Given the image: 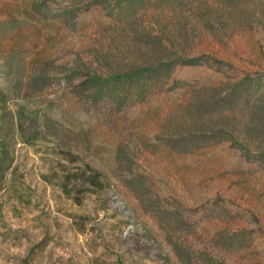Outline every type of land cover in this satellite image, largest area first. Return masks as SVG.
Instances as JSON below:
<instances>
[{
	"label": "rangeland",
	"instance_id": "obj_1",
	"mask_svg": "<svg viewBox=\"0 0 264 264\" xmlns=\"http://www.w3.org/2000/svg\"><path fill=\"white\" fill-rule=\"evenodd\" d=\"M35 1L0 0V264H264V169L229 143L167 146L193 92L264 75V26L196 27L181 86L115 112L61 81L123 58L113 21Z\"/></svg>",
	"mask_w": 264,
	"mask_h": 264
},
{
	"label": "trees",
	"instance_id": "obj_2",
	"mask_svg": "<svg viewBox=\"0 0 264 264\" xmlns=\"http://www.w3.org/2000/svg\"><path fill=\"white\" fill-rule=\"evenodd\" d=\"M90 7L113 21L125 53L114 64L104 59L96 69L64 70L61 81L85 103L115 112L181 86H170L174 70L204 60L188 49L196 27L216 37L264 26V0H36L32 9L44 18L71 22L77 10ZM169 124L167 146L177 154L229 143L247 162L264 169V75L193 92L180 119Z\"/></svg>",
	"mask_w": 264,
	"mask_h": 264
}]
</instances>
